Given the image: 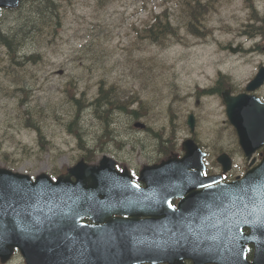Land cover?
Wrapping results in <instances>:
<instances>
[{
	"label": "rangeland",
	"instance_id": "1",
	"mask_svg": "<svg viewBox=\"0 0 264 264\" xmlns=\"http://www.w3.org/2000/svg\"><path fill=\"white\" fill-rule=\"evenodd\" d=\"M61 2V25L47 40L28 38L18 48L20 63L7 58L0 38V166L31 177L42 172L56 177L84 157V148L104 143L95 162L106 154L121 167L138 172L142 164L158 156L153 150L159 138L156 133L163 139L187 137L189 111L196 105L200 108L198 103L217 104L209 98L195 100L198 87L211 86L219 70L228 78L244 77L237 72L240 62L223 59L217 42L231 40L240 29L246 19L245 0H218L204 20L203 28H209L210 34L200 37L179 26L178 37L167 45L136 40V28L165 7L176 23V0ZM15 24V12L2 11L0 35ZM128 53L145 65L137 77L128 70ZM29 55H38V61L25 60ZM16 74L21 77L19 83L14 82ZM101 78L105 88L115 83L120 98L137 95L130 108L143 113L141 121L150 129H131L133 114L128 111L112 113L118 120L106 125L112 139L105 138L102 125L106 121L96 118L91 105ZM106 107L94 109L103 113ZM200 126L206 127L205 135L210 137V123L203 120ZM241 163L235 156L231 173L240 172Z\"/></svg>",
	"mask_w": 264,
	"mask_h": 264
},
{
	"label": "water",
	"instance_id": "2",
	"mask_svg": "<svg viewBox=\"0 0 264 264\" xmlns=\"http://www.w3.org/2000/svg\"><path fill=\"white\" fill-rule=\"evenodd\" d=\"M20 1L0 0V9L16 8ZM263 81L264 67H260L247 90ZM223 99L230 122L242 135L252 132L254 119L264 113V104L254 96L232 97L227 91ZM187 123L192 128V115ZM182 149L185 154L180 158L169 156L157 165L144 166L141 178L151 181L145 188L135 187L127 193L118 185L130 189L128 171H117L115 160L106 155L98 164L80 158L55 179L44 172L31 178L0 167V257L10 255L16 247L35 264H182L183 258L202 264L203 258L209 261L208 254L216 264H264V178H258L259 203L253 217L249 213L223 217L216 240L227 243L231 252L223 254L207 230L218 207L206 196L207 189L187 192L177 208L167 203L172 193L181 195L177 192L184 185L192 190L213 180L202 177V153L190 139L183 141ZM219 160L223 170L229 168L228 156ZM133 192L152 201L135 207L130 204L135 200ZM85 217L92 223L81 221ZM245 226L248 234L242 232ZM250 243L254 249L251 263L245 261Z\"/></svg>",
	"mask_w": 264,
	"mask_h": 264
},
{
	"label": "trees",
	"instance_id": "3",
	"mask_svg": "<svg viewBox=\"0 0 264 264\" xmlns=\"http://www.w3.org/2000/svg\"><path fill=\"white\" fill-rule=\"evenodd\" d=\"M62 0H23L18 8L11 10L16 14V24L0 35L2 43L7 49V58L15 63L18 55V48L25 43V41L32 37L38 36L41 40H47L49 34H54L56 27L61 25V6ZM166 1V0H162ZM218 0H176L177 6V22H174V16L168 7H165L161 12L152 13L153 16L141 28H136V40H147L151 43H158L160 45H167L171 39L178 37V27L184 26L186 30L192 34L203 37L210 34V29H205L204 20L208 12L215 7ZM245 9V8H244ZM246 11V10H245ZM249 21V15L246 11V19L242 22L241 27H244ZM237 30V29H236ZM98 47L101 43H95ZM129 46H125L127 49ZM128 70L133 77H137L141 69L145 65L140 63L139 59L132 58L128 53ZM39 59L38 55L25 56V60L36 63ZM5 71L8 72L6 69ZM14 82L21 81L20 75L16 74ZM105 79L99 80L98 97L92 101L95 106L107 104V106L115 105L117 108L126 110L131 101L137 95H132L131 98L123 100L120 98L115 89V83L111 84L108 89H103ZM98 109V108H95ZM130 110V109H129ZM97 112L96 110H94ZM105 112V110H104ZM165 153L168 150H164ZM87 159H91L88 155Z\"/></svg>",
	"mask_w": 264,
	"mask_h": 264
},
{
	"label": "flooded vegetation",
	"instance_id": "4",
	"mask_svg": "<svg viewBox=\"0 0 264 264\" xmlns=\"http://www.w3.org/2000/svg\"><path fill=\"white\" fill-rule=\"evenodd\" d=\"M245 10L249 15L248 23L244 27L237 29L231 40L217 42L219 53L223 59L231 61L236 59V61L240 62L238 69L246 70L245 81L237 79L230 80L228 79L227 73L218 71V76L216 77L213 84L210 87L203 89L205 95L212 94L220 96V114L222 116L220 125L222 127L218 134H215L214 137L210 138L205 135V132L199 130L201 128L199 126V121L205 118V115L203 114V108L196 110V108H198V106H196L190 111L194 116L195 127L192 132L189 131V135L187 137H191L193 141L199 146V148L205 153L204 160L206 164V170L204 175L206 176L218 175L220 173V165L217 163L218 155L223 151L232 154L234 143L238 146L237 143L239 136L227 120L225 104L222 100L225 91L229 90V93L233 96L238 94L255 95L261 101H264V83L250 91L246 90L247 83L254 77L259 67L264 66V64L261 63L264 62V0H247ZM213 41L215 40H209L207 42ZM115 120H118V118ZM145 129H147V127H145ZM227 129H230L231 133L225 137ZM184 139L185 137L179 139L173 138L172 140L175 143L173 142L170 153L176 152V154L180 156L182 153L179 152V150H181V143ZM257 139L258 138H254L249 142L255 143ZM165 140L168 141L170 138ZM93 149L95 150V148ZM99 149H102V147ZM237 150L242 155V151L239 146L237 147ZM260 151L261 149H258L254 152L253 156L255 160L259 158ZM247 167L248 164L246 163L243 171ZM132 172L133 176L136 178L138 172L135 169H133ZM235 177L236 176L230 178L227 175H223L222 178H220V182L232 180ZM139 184L142 186L144 185L142 182H139ZM168 202L170 205L175 207L179 202V198H170ZM84 220L88 221L87 219ZM251 257L252 250L250 251L249 249L247 252V259L251 260ZM181 261L182 264H192L191 261L187 259H183ZM0 264H26V262L20 252L18 250H14L12 255L5 262H2L0 259Z\"/></svg>",
	"mask_w": 264,
	"mask_h": 264
},
{
	"label": "bare ground",
	"instance_id": "5",
	"mask_svg": "<svg viewBox=\"0 0 264 264\" xmlns=\"http://www.w3.org/2000/svg\"><path fill=\"white\" fill-rule=\"evenodd\" d=\"M0 10H1V9H0ZM126 110H129V109H126ZM128 112H130L131 114H133V118L138 117V112H137V111H135V112H133V111H128ZM257 132H258V131H257ZM185 138H187V137H185ZM105 175L108 176L107 173H105ZM118 187H119V190H120L122 193H127L128 191H133V189H134L135 187H137V186H133V187H132L131 189H129V190H125V189H123L122 186H120V185H118ZM133 197H134L135 200H137L138 202H141V203H149V202L152 201V199H151L150 197L140 196V195H138V194H136V193H134V192H133ZM247 245H249V244H247Z\"/></svg>",
	"mask_w": 264,
	"mask_h": 264
},
{
	"label": "snow or ice",
	"instance_id": "6",
	"mask_svg": "<svg viewBox=\"0 0 264 264\" xmlns=\"http://www.w3.org/2000/svg\"><path fill=\"white\" fill-rule=\"evenodd\" d=\"M171 206V205H170Z\"/></svg>",
	"mask_w": 264,
	"mask_h": 264
}]
</instances>
